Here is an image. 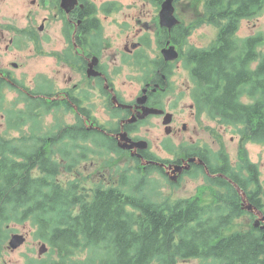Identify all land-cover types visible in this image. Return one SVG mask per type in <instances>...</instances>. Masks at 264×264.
Wrapping results in <instances>:
<instances>
[{
    "label": "trees",
    "instance_id": "trees-1",
    "mask_svg": "<svg viewBox=\"0 0 264 264\" xmlns=\"http://www.w3.org/2000/svg\"><path fill=\"white\" fill-rule=\"evenodd\" d=\"M204 7L218 33L209 47L191 53L198 109L221 125L244 126L248 141L264 143V36H236L241 20L257 17L264 0H208ZM5 84L10 86L0 76V99ZM22 95L26 108L19 109L17 116L11 110L7 116L11 130L32 121V100ZM243 97L250 101H242ZM63 126L54 134L47 133L51 128L39 129L44 137L33 134L31 140L18 143L0 137V233H7L11 223L30 222L35 238L58 256L42 257L36 264H179L188 259L206 264H264V230L253 226L230 230L241 216L253 214L242 207L240 195L227 179L202 172L207 183L218 189L213 200L196 193L162 201L143 194L145 176L154 170L140 169L137 161L139 166L132 172L119 170L113 187L86 188L79 179L59 180L63 169L71 171L79 160H86L82 152L70 154L64 149V133L83 132L82 125L66 130ZM101 143L119 153L105 138ZM207 153L205 148L200 157L210 173L229 177L246 192L248 202L264 213L259 169L247 153L243 151L234 168L221 151L215 169ZM186 155L193 153L188 150ZM110 157H105L109 166ZM243 172L248 178L242 177ZM80 251L87 252L85 259L75 257Z\"/></svg>",
    "mask_w": 264,
    "mask_h": 264
},
{
    "label": "flooded vegetation",
    "instance_id": "flooded-vegetation-1",
    "mask_svg": "<svg viewBox=\"0 0 264 264\" xmlns=\"http://www.w3.org/2000/svg\"><path fill=\"white\" fill-rule=\"evenodd\" d=\"M165 1L27 0L16 8L7 25L14 27V35L8 37L0 28L5 51L14 43L37 56V64H54L57 73L63 70L62 86L52 85L49 91L36 87L23 90L1 65L0 76L29 95L31 113L37 117L61 107L68 125L65 130L82 125L83 132H65V140L79 139L76 151L93 156L91 164L97 166L104 182L110 183L103 187L117 183L111 179L106 156L113 157L114 165L122 167L138 161L141 168L166 175L168 168L169 172L176 170L175 165L188 166L185 161L190 158L186 155L189 150L203 163H190L179 179L198 170L207 173L200 157V152H205V141L202 137L196 140L207 114L198 109L196 82L190 70L194 64L191 53L201 47L193 45L190 38L203 27L212 28L209 12L197 3L203 1L205 5L208 0H171L172 12L168 14L161 13ZM145 108L157 112L142 117ZM71 113L73 116H69ZM102 138L119 153L102 147ZM123 139L137 144L126 149L122 147L127 144ZM116 155L121 158L116 159ZM212 164L214 169L219 167L218 159ZM230 166L234 167L232 163ZM209 176L225 178L217 171Z\"/></svg>",
    "mask_w": 264,
    "mask_h": 264
},
{
    "label": "rangeland",
    "instance_id": "rangeland-1",
    "mask_svg": "<svg viewBox=\"0 0 264 264\" xmlns=\"http://www.w3.org/2000/svg\"><path fill=\"white\" fill-rule=\"evenodd\" d=\"M23 1L27 0H0V18L1 15L3 17V25L1 24L0 28H3V30L8 33V37L14 35V27L7 25L13 20L14 11L18 6L20 7L23 4ZM197 3L202 5V10L204 11V2L200 1ZM197 10H200L199 6L197 7ZM199 13H201V11H199ZM217 32L218 28L213 25L212 28L203 27L194 33V35L190 38V41H192L193 45L196 44L198 47H208L211 42L213 43L215 41ZM253 33L262 34L264 36V8L257 17L251 18L250 21L243 20L240 23L236 36L237 38H242ZM18 38L21 37L19 36ZM0 45H2V43H0ZM3 45L0 52V65L4 67V70L9 71V78L22 87L23 90L28 92L30 87H36L43 91H49L53 87L52 85H55L56 87L62 86L63 70L60 67V72L57 73L54 64H50L48 66H45L43 62L37 64L35 61L37 56L31 55L28 48L22 50L13 43L9 46L8 50L5 51ZM45 61L47 64L50 63L48 58H45L44 62ZM12 62L17 63V66L15 67L14 64L11 65ZM51 81H54L55 84ZM2 92L3 94L0 99V137L11 140L12 143H18L21 139L25 140V138L31 140L33 138V134L38 135V139L44 137L43 135H40L41 133H39V129H41V132H44L51 128V130L47 131V133L54 134L58 131V127L60 125H65L66 120H64V109L59 107L47 111L42 117H37L32 114V121L26 123L25 126L18 130L9 129L7 124L9 111L13 110L11 115L15 113L17 116L19 114V109L26 108L27 102L22 95V91H18L16 87H10L5 84L2 88ZM242 101L249 102L250 99L243 97ZM69 116H73L72 113ZM37 120H39V124L37 123ZM68 120L70 119L68 118ZM63 127H68V125ZM244 131L245 128L242 125L222 126L219 124L218 120L205 116L203 128L196 140L199 141L202 137L203 141H205V146L210 151L209 158L211 163H214V161L218 159V155L221 154L220 152L223 151L226 155H228L230 163H232L234 167H237L239 162L243 159V156L241 157V155L243 151H245L248 159L251 162L256 163L258 166L261 195L263 196V201L261 200V202L264 208V143L248 141L245 138L246 134ZM212 139L215 141L214 143ZM67 142L68 144L66 145ZM185 142H189L187 137ZM80 144L79 139H67V141L64 142V149H66L65 153H76V146L80 147ZM187 148H189V146H187ZM165 154L168 155V153ZM116 156V159L121 158L120 155ZM84 157L86 158V161L79 160L77 166L72 168L71 171H65L63 169L58 176L59 180L63 179L67 181L70 179H79L82 181V185L86 188L110 184L108 180L104 182L105 179L100 177L97 166H93L91 164L93 160H95L93 159V156L86 155ZM112 159L113 157H110V166L114 169L110 170L111 175L114 176V180L119 178V170H130L132 172L133 169L137 167L134 162H128L122 167L117 163L114 165L112 163ZM197 172L198 173L183 176L177 183H172L169 182L167 177L161 172L152 171L145 176L146 179H148V183L146 188L143 190V194L153 200L162 201L165 199L175 200L178 198L189 197L196 193H201L207 200H213L218 189L207 183L208 181L201 171L198 170ZM83 177L85 178L83 179ZM242 177L248 178L245 174H242ZM132 180H129V182H132ZM134 180L136 181L137 178ZM251 188L252 185H248V191H251ZM255 217L256 215L241 216L235 221L230 230H245L251 227ZM34 231L35 229L31 226L30 222L23 224L11 223L8 225L7 233L1 231L0 264H30V261L35 263L42 257L44 259L49 258L50 260L57 259L58 256L55 255L53 253L54 251L52 252L51 249V253L47 250V252L44 255L42 254V256L38 254V250L43 244V241L35 238ZM13 234H20L25 238L24 242L15 249H11L9 247V240ZM86 255L87 252L80 251L75 255V257H79V259L82 260L85 259ZM180 263L206 264V261L201 259H188L185 261H179V264Z\"/></svg>",
    "mask_w": 264,
    "mask_h": 264
},
{
    "label": "water",
    "instance_id": "water-1",
    "mask_svg": "<svg viewBox=\"0 0 264 264\" xmlns=\"http://www.w3.org/2000/svg\"><path fill=\"white\" fill-rule=\"evenodd\" d=\"M171 12H172L171 0H167L163 4L162 12L161 13L168 14V13H171ZM166 17L167 16H165L162 19V21H164ZM151 112H157V111L152 110V109H149V108H145L144 109V113L142 114V117L146 116L148 113H151ZM123 140L127 144L122 145V147H124L126 149H131V148H133L134 145L137 144V143L132 142L130 139H123ZM139 143L140 144H143V146L145 144V142H143V141H141ZM196 161H197L196 158L191 157V158H188L187 161H186V164L188 166L175 165L176 170H173L171 172L172 175H170V173H168L169 180L172 181V182H176L177 179H178V176L182 172V170L183 169L188 170L189 169V163L196 162ZM198 163H203V162L201 160H198ZM230 182L232 183V181H230ZM232 184L236 187V190L241 195L242 203H243V208L246 209L247 211L253 212L257 216L256 219L254 220L253 227H258V228L264 230V215L262 214V212L259 211V210H257L250 203H248L247 200H246L245 193L242 192L240 190V188L236 184H234V183H232ZM24 240H25V238L22 235H20V234H13V235H11L10 240H9V247L11 249H15V248L19 247L24 242ZM46 251H47V247L43 243L40 246V248L38 250V253H39V255H41V254H43Z\"/></svg>",
    "mask_w": 264,
    "mask_h": 264
}]
</instances>
